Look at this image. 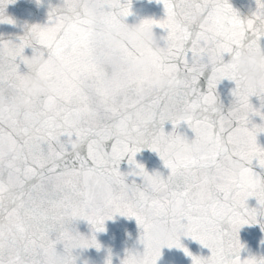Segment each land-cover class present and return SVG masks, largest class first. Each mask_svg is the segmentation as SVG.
<instances>
[{
  "label": "snow or ice",
  "instance_id": "obj_1",
  "mask_svg": "<svg viewBox=\"0 0 264 264\" xmlns=\"http://www.w3.org/2000/svg\"><path fill=\"white\" fill-rule=\"evenodd\" d=\"M12 2L0 0V23H14L3 14ZM255 2L242 20L228 0H157L163 16L139 25L163 32L150 68L169 78L171 92L154 87L145 94L127 64L139 50L114 51L102 38L106 29L126 27L131 0H65L69 7L50 6L43 25L27 27L15 41L0 40V264H76L74 250H99L95 234L115 215L135 219L143 246L126 250L120 264H157L164 247L180 249L192 264H264V257L241 258L238 237L244 225L260 223L264 231V177L253 170L254 163L264 169L256 139L264 124L250 123L252 116L264 121V113L249 100L256 96L264 107V87L246 85L231 63L264 41V0ZM86 8L97 15L87 17ZM25 48L66 65L58 77L44 73L55 91L31 96L20 89L24 74L35 72L24 63ZM225 79L235 84L226 112L216 92ZM181 124L192 139L177 132ZM145 147L166 175L136 161ZM125 158L129 171L121 172ZM228 161H239L238 168L229 169ZM249 198L257 207H248ZM81 220L90 235L75 229ZM152 223L169 226L172 237L153 239ZM181 237L210 254L192 255Z\"/></svg>",
  "mask_w": 264,
  "mask_h": 264
},
{
  "label": "water",
  "instance_id": "obj_2",
  "mask_svg": "<svg viewBox=\"0 0 264 264\" xmlns=\"http://www.w3.org/2000/svg\"><path fill=\"white\" fill-rule=\"evenodd\" d=\"M60 0H43L42 3L37 4L36 0H14L3 7V14L11 18L14 23H0V40H13L15 41L18 36L24 34L27 27L33 24L43 25L47 21V13L50 6H57ZM232 8L239 14V17L244 20L250 18L252 12L256 9L255 0H228ZM163 6L157 3V0H131V15L125 18V23L134 24L139 23L143 19H159L163 16ZM158 36H162V30L158 28L153 29ZM162 43V41H160ZM264 47V41L261 42ZM32 49L25 48L24 55H31ZM227 60L228 57L226 56ZM21 72H27L28 69L21 64ZM207 76L204 75L198 81L200 90L206 91ZM235 87L234 82L227 79L222 80L216 87L219 102L223 105V110L226 112L232 104L233 97L231 95L232 89ZM250 103L254 108L264 113V107H261V101L256 96L249 98ZM251 120L255 124L262 123L258 116H252ZM171 124L165 122L164 130L171 131ZM177 132L192 139L194 134L186 125L181 124ZM257 143L259 146L264 147V133L257 134ZM106 150H110V143L106 145ZM137 162L144 165L148 172L158 171L163 175L167 174V169L164 168L162 161L158 155L149 150L142 148L135 156ZM121 172H128L129 165L127 159L120 163ZM253 170L258 172L264 177V169H260L253 164ZM129 180L135 179L139 182L138 177H129ZM249 208L257 207L254 198H249L247 201ZM261 218L258 217V220ZM75 229L84 236L90 235V225L86 221H78L75 223ZM105 231L96 233V239L101 245V248L76 249L73 255L77 257L76 264H105L106 258L111 255V264H120L126 250L135 249L143 251V246L138 243L140 229L137 226L135 219L125 218L120 215H115L113 219L106 220L104 223ZM238 237L240 243L243 245L241 249V258L248 256L264 257V231L261 230L260 223L244 225L240 228ZM181 243L186 247L194 256H208L209 250L201 246L197 241L188 237H181ZM58 251L62 250L61 246H57ZM157 264H192L191 257L186 256L183 251L177 248L161 249V257L158 259Z\"/></svg>",
  "mask_w": 264,
  "mask_h": 264
},
{
  "label": "clouds",
  "instance_id": "obj_3",
  "mask_svg": "<svg viewBox=\"0 0 264 264\" xmlns=\"http://www.w3.org/2000/svg\"><path fill=\"white\" fill-rule=\"evenodd\" d=\"M42 2L43 0H39L37 4ZM56 7H69V5L65 3V0H60ZM84 14L89 18L97 15L91 8L84 9ZM189 17L192 20L199 19V15L195 12H190ZM102 38L105 44L114 51H120L125 46L139 50L140 54L130 57L127 64L133 73L140 75L144 85L142 91L145 94L154 87L165 89L168 92L172 91L173 84L169 78L150 68L156 63L157 53L161 50V36H158L153 29L140 27L139 23L127 24L124 28L106 29ZM24 63L35 66V72L25 73L19 82L20 89L31 96L55 91L54 79H49L44 74L45 71L52 72L57 77L66 71V65L63 62L49 60L33 51L31 55H25ZM231 63L246 85L257 89L264 87V47H245L239 54L231 58ZM14 103L17 107H23L20 100H16ZM257 109L259 110V108ZM261 122L256 125L264 124V121ZM250 123L255 124L252 120ZM227 166L229 169L235 170L239 166V161H228ZM148 232L153 239L161 242H166L172 237L169 226L163 223H152L149 225Z\"/></svg>",
  "mask_w": 264,
  "mask_h": 264
}]
</instances>
